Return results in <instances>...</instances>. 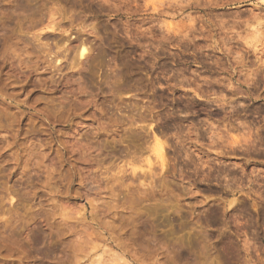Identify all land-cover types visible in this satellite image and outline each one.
I'll use <instances>...</instances> for the list:
<instances>
[{"label":"rangeland","instance_id":"374dc122","mask_svg":"<svg viewBox=\"0 0 264 264\" xmlns=\"http://www.w3.org/2000/svg\"><path fill=\"white\" fill-rule=\"evenodd\" d=\"M0 264H264V0H0Z\"/></svg>","mask_w":264,"mask_h":264},{"label":"bare ground","instance_id":"6f19581e","mask_svg":"<svg viewBox=\"0 0 264 264\" xmlns=\"http://www.w3.org/2000/svg\"><path fill=\"white\" fill-rule=\"evenodd\" d=\"M77 44H78V43H77ZM77 44H76V48H75V50H76V49L79 50V51H78V54H79V56H82V55L86 52V51H85L86 48H85L84 45H83L84 43L81 44V47H80V44H79V46H77ZM77 47H80V48L78 49ZM72 53H73V52H72ZM73 56H74V55H73ZM71 57H72V56H71ZM77 57H78V56H77ZM71 59H72V58H71ZM71 62H72V61H71ZM158 145H159V144H158ZM158 145H157V146H158ZM159 147H161V145H160ZM159 147H158L159 150H163V149H161V148H159ZM147 164H148V163H147Z\"/></svg>","mask_w":264,"mask_h":264}]
</instances>
